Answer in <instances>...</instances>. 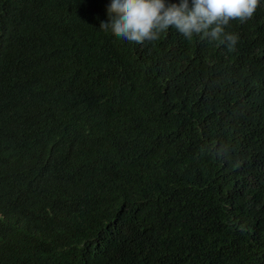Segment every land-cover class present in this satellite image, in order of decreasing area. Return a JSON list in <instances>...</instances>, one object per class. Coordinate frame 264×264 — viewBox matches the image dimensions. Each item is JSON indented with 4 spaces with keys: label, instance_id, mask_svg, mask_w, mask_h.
I'll use <instances>...</instances> for the list:
<instances>
[{
    "label": "trees",
    "instance_id": "trees-1",
    "mask_svg": "<svg viewBox=\"0 0 264 264\" xmlns=\"http://www.w3.org/2000/svg\"><path fill=\"white\" fill-rule=\"evenodd\" d=\"M107 11L0 0V264H264V4L231 49Z\"/></svg>",
    "mask_w": 264,
    "mask_h": 264
},
{
    "label": "clouds",
    "instance_id": "clouds-1",
    "mask_svg": "<svg viewBox=\"0 0 264 264\" xmlns=\"http://www.w3.org/2000/svg\"><path fill=\"white\" fill-rule=\"evenodd\" d=\"M261 4L264 0H108L100 28L135 44L154 41L174 28L186 39L199 36L231 49L239 35L225 31L230 20L243 23Z\"/></svg>",
    "mask_w": 264,
    "mask_h": 264
}]
</instances>
